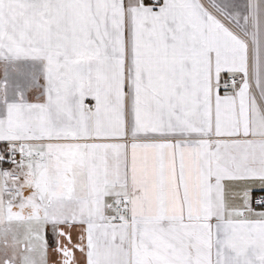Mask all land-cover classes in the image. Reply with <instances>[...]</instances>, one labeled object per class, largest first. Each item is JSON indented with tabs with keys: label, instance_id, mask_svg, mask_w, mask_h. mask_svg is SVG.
Listing matches in <instances>:
<instances>
[{
	"label": "snow or ice",
	"instance_id": "snow-or-ice-1",
	"mask_svg": "<svg viewBox=\"0 0 264 264\" xmlns=\"http://www.w3.org/2000/svg\"><path fill=\"white\" fill-rule=\"evenodd\" d=\"M0 264H264V0H0Z\"/></svg>",
	"mask_w": 264,
	"mask_h": 264
}]
</instances>
